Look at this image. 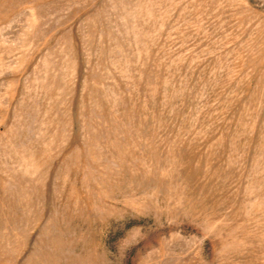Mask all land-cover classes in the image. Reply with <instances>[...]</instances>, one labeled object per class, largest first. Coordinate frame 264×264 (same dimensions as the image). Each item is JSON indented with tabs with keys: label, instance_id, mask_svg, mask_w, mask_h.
Returning <instances> with one entry per match:
<instances>
[{
	"label": "rangeland",
	"instance_id": "rangeland-1",
	"mask_svg": "<svg viewBox=\"0 0 264 264\" xmlns=\"http://www.w3.org/2000/svg\"><path fill=\"white\" fill-rule=\"evenodd\" d=\"M0 264H264V0H0Z\"/></svg>",
	"mask_w": 264,
	"mask_h": 264
}]
</instances>
